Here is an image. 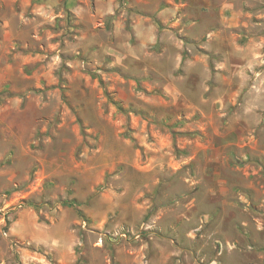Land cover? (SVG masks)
I'll return each instance as SVG.
<instances>
[{"label": "rangeland", "instance_id": "374dc122", "mask_svg": "<svg viewBox=\"0 0 264 264\" xmlns=\"http://www.w3.org/2000/svg\"><path fill=\"white\" fill-rule=\"evenodd\" d=\"M0 264H264V0H0Z\"/></svg>", "mask_w": 264, "mask_h": 264}, {"label": "trees", "instance_id": "16d2710c", "mask_svg": "<svg viewBox=\"0 0 264 264\" xmlns=\"http://www.w3.org/2000/svg\"><path fill=\"white\" fill-rule=\"evenodd\" d=\"M66 203V202H65ZM68 204V203H67Z\"/></svg>", "mask_w": 264, "mask_h": 264}]
</instances>
